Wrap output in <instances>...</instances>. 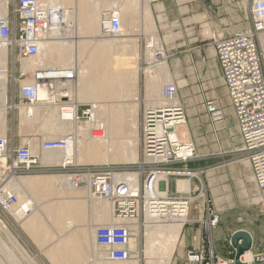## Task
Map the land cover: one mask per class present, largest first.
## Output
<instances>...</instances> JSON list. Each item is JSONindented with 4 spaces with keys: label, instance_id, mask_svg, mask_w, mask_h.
Here are the masks:
<instances>
[{
    "label": "built area",
    "instance_id": "1",
    "mask_svg": "<svg viewBox=\"0 0 264 264\" xmlns=\"http://www.w3.org/2000/svg\"><path fill=\"white\" fill-rule=\"evenodd\" d=\"M105 2L109 4L102 12L99 34L113 38L122 28L119 10L121 0ZM249 7L250 26L226 35L220 33L215 36L213 43L241 141L238 154L249 163L258 197L253 204L258 205L264 214V46L259 41L260 33L264 31V0H250ZM60 17V8L43 0H0V45L6 48L7 77L15 85L12 94L17 102L11 99L13 103L8 108L17 111L19 116L24 113L29 120L34 116L35 107L43 102L55 106L58 117L63 121L86 123L92 121L95 105L81 106L75 102L74 91L72 93L70 88L58 87L59 84L70 86L75 83L78 72L74 65L39 66L32 70H25L21 66V61L38 62L45 37L54 27L63 24ZM148 45L149 42L145 45V52ZM149 49L154 52L156 62L167 60L166 52L158 42L150 45ZM9 60L15 67L12 71L8 69ZM41 89L47 93L43 99L39 96ZM178 89L177 82H165L160 100L142 111L140 158L136 169L123 172H137L134 184H129L125 179H116L115 174L121 172L110 166L80 167L72 163L63 166L68 174L74 176L75 183L85 188L89 201L111 204L112 222L95 224L92 228L93 242L98 251L102 252L103 260L123 262L136 259L137 264H155L148 259L143 248L140 253L134 252L130 245L131 239L136 238L137 233L141 238L146 225L181 220L187 216L194 189L189 184L187 193L178 191L176 185L171 190L169 183L172 177H175L176 182L177 178H185L190 182L194 173L188 167V163L195 157L194 147L191 142L177 135L179 128L186 124L185 109L179 100ZM206 111L213 124L223 121L224 113L215 101L206 103ZM98 131L100 129H92L91 136ZM74 139L73 133L43 137L41 150H64L72 145ZM0 156L5 158V166L1 167L13 177L41 170V156L33 153L29 146L8 147L6 138H0ZM198 170L195 169V172ZM0 206L5 211L14 207L27 216L34 210L35 203L28 198L22 200L15 190L9 193L3 190ZM146 213L150 221L146 220ZM214 213H211L212 220L208 226L201 222L203 232L211 238L219 222ZM115 219L118 221L113 222ZM134 224H138L137 230ZM251 251L250 264H264V246L257 251H253L252 247ZM186 256L190 262L201 263L203 260L202 252L190 250ZM233 261L228 262L233 264Z\"/></svg>",
    "mask_w": 264,
    "mask_h": 264
},
{
    "label": "rangeland",
    "instance_id": "2",
    "mask_svg": "<svg viewBox=\"0 0 264 264\" xmlns=\"http://www.w3.org/2000/svg\"><path fill=\"white\" fill-rule=\"evenodd\" d=\"M90 1L91 0H86V2L88 3ZM144 1L145 0H133L132 5H134L132 7L129 6V10L134 13V22L130 25L125 23L122 26V31L124 35L126 34L128 37L131 38L137 37V41L134 43V45H132L131 50L115 51L114 48H111V57L107 60L106 65L104 63V67H109L110 72H116V76L118 75L116 81H114L110 86V90L112 91V93L110 92L103 97H101V95H98L96 96V98L91 99H78L74 96L75 102L81 104V106H89L90 104L92 105V103L94 102L97 104H99V102L110 104L111 112L114 116H116V120H120V122L122 121L121 124L129 122V111L131 110V106L134 105L135 102H137L136 137L138 139V145L136 160L129 161L127 158L121 156V152H117L115 154V158L111 161L78 162L75 159L71 158L72 161L75 162L72 163V165L80 167L110 166L114 169L116 168L120 170L119 172L121 173L130 172L136 169L137 167V163L139 161L141 153L139 141V125L141 123L142 111L146 106L150 104V102L160 100V90L161 85L163 84V82L160 81L158 91L149 95L147 94L146 82L147 78H151V76H148V74L146 73L148 67H146L147 64L145 61V45L148 40L151 39H153L152 41H154L155 43L158 42L159 45H162L167 55V60L165 62L166 65L168 64L169 60V51L174 48L172 46L173 37L170 41H168L167 38L164 37L166 35L171 34L169 27V33L165 30L162 31V29L159 28L161 27L159 18H162V16L159 15L160 10L157 11L151 9L154 22L150 27H147L146 25L144 26L143 22L145 21V19L141 14L142 3ZM158 1H153L151 3L149 1V6L153 8L154 4L158 3ZM230 1L235 4V7L238 10V15L240 17H243V22L247 24L246 27L240 29L248 28L250 26V0ZM66 7L68 10H70L71 8L72 10L70 11L75 10L73 4L66 5ZM107 7L108 6L102 7L101 12H103V10H105V8ZM99 18H97V24ZM97 33L94 34L95 36L98 35L96 37L89 35L90 38H88L89 36H84L83 34L80 35L78 39L90 40L92 37L93 40L110 39V37L100 36L99 28ZM220 33L221 32H209V34L207 33V38L213 41L215 36ZM261 33H264V31H262ZM259 41L264 42V39L260 40L259 36ZM73 50L76 54V60L73 61V65L75 67H78V65H82L83 62L88 60L89 53L91 52V44L84 45L81 48L73 47L72 52ZM13 66L14 64L12 63V61L10 62L9 60V71H12V68L13 70L15 69V67ZM0 69H3V71H0V73L2 74L4 72L7 76V64L5 65V68L0 66ZM124 72L126 73V76L124 75ZM6 79L7 81L9 80L8 84L6 82L5 85L8 100L7 104L5 105V128L4 131L0 133V138H6L8 147H11V145L29 146L33 153H36L41 156V161L44 165L42 166L41 164V170L35 173H30L29 175H20L21 177L25 179L35 178L38 180L42 178H51V180L49 181L48 185L44 187L42 186L31 189L30 187H27L26 194L24 191H22V193H20V190H18L17 192L15 191L17 194L20 195V198L22 200L28 198L30 200H33L36 204V210L31 211L29 214H27V216L24 215L23 211L21 210L17 213L14 212L16 208H14L12 212L10 210L5 211L0 206V221L5 224L8 232L18 241L19 244H21L20 246L24 250L23 254V252L19 251V249H17V247H15L14 244L11 242L10 237H8V233H4L5 231L0 228V264H95L96 261L93 262L92 255L89 254V251L90 253H92L93 249V235L90 234V228H92L91 225L94 224L111 223L110 219L104 220L97 216L98 214L96 213V204L98 203V201H89L85 195V188L74 191L67 189L64 190V187H60L55 184L53 185L52 181H54V183H57V181H59L58 177H61L60 175H67L69 172L63 167L58 166L62 164L44 161L43 155L49 152H44L41 150V139L43 137H58L72 131L53 135L54 133L51 134L50 132H48L47 128L39 129V123L42 120L40 119L41 117L38 115L37 117H35L37 119L34 118L32 121L27 120L25 118L22 120L21 114L19 116V113L17 111L8 108V106L12 102L10 101L11 99L14 103L17 102H15L14 100L15 97L13 99L12 94V88H15V85L10 82L9 77H6ZM170 81L176 82V80L173 79H171ZM194 86L195 84L193 83L192 140L188 137H183V135L181 136L180 133L182 140L188 142L192 141L191 143L195 150V157L192 159V170H194L193 175L195 176H192L190 184L192 186V190L196 186L198 190L196 189V192H192V195L197 197L190 202L189 206L193 207L195 209V212H199L200 214L203 213L204 216L205 212L203 210L209 207L210 204H207V202L208 200H210L212 207H209V209L215 211L214 214L217 215L218 219L222 218L227 227L231 226L232 228L233 226L245 228L251 231L256 241L264 242V214H262L261 209L258 205L253 204V202L256 201L255 199L257 197H255L253 201L254 197H252V195L254 193L255 187H253V184L251 182V174L249 173V169L244 166L245 164L243 163V161L235 162L240 159L238 158V150L240 149L241 145L236 143V141L238 140V131L235 125L233 113L230 109L231 107L230 105L227 106L228 111L226 113V111H224L225 108L217 104L224 113V119L220 124L214 126L213 122L209 117V114L206 111V103L208 101L216 102V100L213 99L204 101L206 99L204 96L203 97L205 99L202 100L201 94L197 92ZM221 87L223 89L221 88L220 90H222V92L224 93V97L226 98L224 85L222 84ZM208 91H211V89H208ZM93 120L97 122L95 117H93ZM100 130L101 131L99 133L95 134H102L103 136L104 129L101 128ZM120 130L114 131L116 134L114 133L112 135V138L115 139L117 142L115 144L117 147L116 149L121 148L120 140H127L130 136L128 133H124L122 130ZM74 143L75 140L73 144ZM2 160H4V157L0 159V166L2 165ZM195 169H200L203 171V173L198 174V172H195ZM20 176L13 177V175H10L7 170H5L4 168H0V191L2 189L12 191L11 187H8L9 180H11V178H20ZM62 179L63 177H61V180ZM178 179L180 180L185 178H177V180ZM58 183L59 185H62L63 181ZM169 183L170 189L173 190L177 183L175 177H172L169 180ZM158 190L162 191L161 188H159ZM23 215L25 217H23ZM86 218L90 219V224L86 223ZM91 219H93V224L90 222ZM186 220L187 222H189L188 217L186 218ZM88 225L90 226L88 227ZM183 227L184 226H182V228ZM220 230L221 229L219 228L214 231V243L215 248L218 249L217 251H221L222 246V243L218 240V236H220L219 234L221 233ZM60 231H63L65 233H62ZM142 233L143 235L141 236V244L146 256L149 258L150 261H152V263L161 264L163 262L162 253H158L157 251H155V253H153L154 256L153 254L146 253L145 228ZM153 235H157V232L154 231ZM159 236L160 239H157V242H160V240L163 239L164 233L163 235L160 234ZM98 262L99 264H110L108 263L110 261L107 260H98ZM112 263L121 264L123 262Z\"/></svg>",
    "mask_w": 264,
    "mask_h": 264
},
{
    "label": "bare ground",
    "instance_id": "3",
    "mask_svg": "<svg viewBox=\"0 0 264 264\" xmlns=\"http://www.w3.org/2000/svg\"><path fill=\"white\" fill-rule=\"evenodd\" d=\"M43 1H45L47 4H52L60 8L61 10L60 20L63 22V24H61L60 26L54 27L52 31L48 33V35L45 37L44 41L42 42V52H41L38 62L21 61L22 68H24L25 70H32L34 67H39V66H42V67L43 66H50V67L70 66L71 67L74 63L73 61L76 60V54L74 50L72 52V48L73 47L81 48L84 45L91 44V52L89 53L88 60L83 62L82 65L80 66L78 65V67L74 66L78 72V76H77L75 83L71 84L70 86H63L59 84L58 87L70 88L72 92L74 91L75 98L77 97L78 99L79 98L91 99V98H96V96L98 95H101V97H103V96H106V94L110 92L112 93V91L110 90V86L112 85L114 81H116V78H118V75L116 76L117 74L116 72H110L109 67H104V63L106 65L107 60L111 57V48H114L115 51L131 50L132 45H134V43L137 41V37L131 38V37H128L126 34L124 35L122 28H121L120 33L117 36L110 38V39L93 40L92 39L93 37H92L90 40H79L78 39L79 36L83 34L84 36L85 35L95 36L94 34L98 32V25L102 19L101 17L102 7L108 6L109 3L102 1V0H91L89 3L86 2V0H43ZM149 1L150 0H145L142 3V13H141L143 15V18L145 19L143 24L144 26L146 25L147 27H150L154 22L153 17H152V10H151L152 8L149 6ZM132 3H133V0H121V3L119 4L122 26L125 23L130 25L134 22V13L129 10V6L132 7L134 5V4L132 5ZM72 4L75 10L70 11L67 9L66 5H72ZM98 15L100 16V18ZM97 18H99L98 24H97ZM158 18H159V15H158ZM96 24H97V29H96ZM90 36L88 38H90ZM260 38L264 39V33L260 34ZM152 40L153 39L148 40L149 45L147 46V49L145 52V61L147 63L146 67H148L146 70V73L148 74V76H151V78H147V82H146V88H147L146 92L148 95L154 92L156 93V91H158V86L160 85V81H162L164 84L165 82H168L171 80L170 75L168 74L167 65L165 64L166 59L163 62H156L154 60V52H152V50L149 49L150 45L153 46L155 44V42ZM262 43L264 46V42ZM6 60H7L6 48L3 45H0V66L1 67L5 68ZM0 71H3V69H0ZM124 75L126 76L125 72H124ZM6 77L7 76L5 75L4 72L2 74L0 73V133H2L5 128V121H4L5 119L4 116L6 114L5 105L7 104V100H8V96H7L6 88H5V85L7 82ZM162 85H161V88H162ZM160 94H161V90H160ZM39 96L40 98L43 99L47 96V93L45 92V90L41 89L39 91ZM157 102L158 101L150 102L149 105H153V104L155 105ZM136 104L137 102H135V104L131 106V110L129 111L130 112V118L128 119L129 122L128 123L125 122L121 124L122 121L120 122V120H116L117 119L116 116H114L113 113L111 112L110 104H105L102 102H99V104L95 102L92 103V105H95L94 109L92 110V121L90 120L86 123H78V122H73V121L61 120L60 116L58 117L59 114L55 106L41 102L35 107L33 118L29 119L32 121L35 117H37V115L40 116L41 117L40 119L42 121L39 123V129L47 128L48 132H50L51 134L54 133L53 135L61 134V133L68 132V131L76 132V133L73 132V134L75 135V139H74L75 143L73 144L74 140L71 142L73 144V146L71 145L72 147L69 146L67 149H64L61 151H58V150L49 151V153H46L43 155L44 161L50 162V163L62 164L58 166L63 167L67 163H75L72 161V159H75L78 162L111 161L115 158L116 156L115 154L117 152H121L122 154L121 156L127 158L129 161H135L136 156H137V145H138L137 143L138 139L136 137V130H137ZM20 114H21L22 120L24 118L27 119L24 113H20ZM93 117H95L97 122L93 120ZM95 123L96 124L98 123L99 125L97 124L98 125L97 126ZM218 124L220 123H215L214 126ZM100 126L101 128L104 129V135L102 136V134H95V133H99L101 131L100 130L98 132H94V136H91L90 131L92 129H101ZM184 126L185 124L181 128H179V130L177 131V135L179 137L181 133L180 131L182 128H184ZM120 128L124 133H128L131 137L129 136V139L127 140H120L121 148L116 149L117 147L115 144L117 142L115 139L112 138L113 137L112 135L115 133L114 131L120 130ZM72 132H69V133H72ZM3 157L4 156H0V159ZM243 160H246V159H243ZM4 162H5V158L4 160H2L1 166H5ZM1 166L0 168H2ZM197 172L198 174L203 173L202 170H198ZM117 174L119 175L115 174L116 179H125L127 180L129 184H134L136 181V177L138 176L137 172L128 173V174H125V173H117ZM193 174L192 176H195ZM60 176L63 177V179L61 180V177H58L59 181H57V183H54V181H52L53 185L54 184L59 185L58 182L63 181V184L59 186L64 187V190L67 189V190L75 191V190L84 189L83 187L79 186V184L75 183L73 175L71 176L70 174H67V175H60ZM50 180L51 178H47V179L42 178L40 180L35 179V178L25 179L20 176V178H11V180H9L8 182V187H11L12 191L15 190L17 192L18 190H20V193L24 191L26 194L27 187H30V189L38 188L42 186L44 187L45 185H48ZM178 180H177L178 185L176 184L177 190L180 192L187 193L188 189L190 188L188 185V183L190 184V182H188L189 180L188 181H178ZM252 181H253V177H252ZM253 187H254V184H253ZM196 189L198 190L197 186L194 188L192 192H196L197 191ZM4 192L9 193L11 191L4 190ZM0 193H1L0 194L1 196L3 194V190H1ZM196 197L191 194L190 196L191 201H193ZM252 197H254L253 201L255 197H257L256 188L254 189V193ZM256 199H258V197ZM102 202L100 201V203L97 205L98 206L96 210V213L98 214L97 216L99 218L102 217V219L104 220L110 219V222H112V217L110 218L111 204L107 203L108 207H103ZM208 202L207 204H210L209 207L211 208L212 206H211L210 200H208ZM209 207H207L205 211V215L201 219V222L206 224V226H208L210 224V220H212L210 219V216L213 211L209 209ZM13 209L14 207H11L9 210L13 212ZM189 209H190V206H188L187 216L182 218L181 220L168 221L160 225L155 223V224H149L145 226L146 233L149 235V237H147L148 240L146 244V253L153 254L155 253V251L162 253L163 262L161 264L170 263L173 252L178 243L179 233H180L182 224L187 223L186 218L188 217ZM35 210L36 209L34 208L33 211ZM14 212L17 213L18 211L14 210ZM145 218L147 221H150L149 219H151L147 213L145 215ZM117 221L118 219L113 220V222H117ZM90 222L93 224V219H91ZM134 227L137 230L138 224H134ZM0 228L3 231H5L4 233H8L9 235L8 237H10L11 242L14 244V246L17 247V249H19V251H22L24 254V250L20 246L21 244H19L18 241L8 232L7 227L2 221H0ZM154 231L157 232V237H160L159 236L160 234L163 235L165 231L167 233L164 234V237L161 236L163 237V239L160 240V242H157V237L156 238L152 237L154 236L153 235ZM138 234L139 233H137L136 238L131 239V244H130L135 253H137V248H138ZM207 237H208V243H209L210 254H211V252H213L212 239L209 234ZM0 240H1V237H0ZM252 247H253V243H252ZM92 248H93L92 253H90L89 251V254L92 255L93 262L96 261V263H99L98 260H103L102 252L98 251V249L96 248L93 242V239H92ZM141 248L142 247L140 245V251H141ZM202 255H203V252H202ZM251 257H252V251L251 250L245 251L240 257V260L242 262H245L246 264H250ZM133 262H136L137 264L136 259L135 260L133 259L131 261H123V263L121 264H132ZM109 263L111 264L112 262H109ZM216 264H229V262L228 261L221 262V260L217 258Z\"/></svg>",
    "mask_w": 264,
    "mask_h": 264
},
{
    "label": "crops",
    "instance_id": "4",
    "mask_svg": "<svg viewBox=\"0 0 264 264\" xmlns=\"http://www.w3.org/2000/svg\"><path fill=\"white\" fill-rule=\"evenodd\" d=\"M153 1L158 0H150V3ZM152 9L157 11L162 10V13L159 14L162 16V18H160L161 20L159 19L161 24V27L159 28H161L162 31L165 30L168 32L169 27L172 35L169 34L164 37L167 38L168 41L172 40L173 37L172 46L174 48L169 51L170 55L167 68L170 78L176 80L178 84V97L185 109L186 124L184 128L181 129V136L183 135V137H188L192 140L193 83L195 84L194 88L201 94L202 100L205 98L206 99L204 101L213 99L216 100V103L219 106L225 108L224 111H226V113L228 111L227 106L229 105L226 90L224 89L226 98L224 97L222 90H220L223 84L221 70L215 54L214 43L207 38V33L221 32L223 35H226L235 30L246 27L247 24L243 22V17L238 15V10L235 7V4L230 0H160L158 3L154 4ZM166 18V22L168 23H165ZM208 89H211V91H208ZM231 112L233 113L232 109ZM237 139L236 143L241 144L238 134ZM238 158L240 159L235 162L243 161L245 164L244 166L249 169V173L251 174L248 162L243 160L240 154H238ZM188 167L192 169V160L188 163ZM182 180L188 181L185 179H180L179 181ZM251 182H253L252 176ZM99 203L100 201H98L96 205ZM102 203L103 207H108L107 202ZM96 208H98V206ZM194 210L195 209L193 207H190L188 213L189 222H187L183 228L181 227L182 230H180L179 240L173 252L170 264H201L188 262L186 259L187 252L190 250L196 253L203 252V230L201 226L203 213L200 214ZM89 220V218H86L87 224H90ZM89 226L90 225H88V227ZM91 227L93 228V225H91ZM92 228H90L91 235H93ZM219 228L221 229V233L219 234L220 236H218V240L222 243L221 251H217L218 249L215 248L214 243V231ZM240 229L250 232L253 239V251L263 248L264 242L256 241L251 231L241 227H227L222 218H220L219 223L212 232L211 239L213 251L216 253L217 258H219L221 262L229 261L234 258V249L230 245V237L233 232ZM60 232L65 233L63 231ZM164 234H166V232H164ZM147 237H149V235L145 233V245L147 244ZM152 237L156 238L157 235ZM157 239L160 238L157 237ZM140 245L142 247L138 234L139 249L137 248V253H140ZM132 264H135V262Z\"/></svg>",
    "mask_w": 264,
    "mask_h": 264
},
{
    "label": "water",
    "instance_id": "5",
    "mask_svg": "<svg viewBox=\"0 0 264 264\" xmlns=\"http://www.w3.org/2000/svg\"><path fill=\"white\" fill-rule=\"evenodd\" d=\"M203 240V260L201 264H216L217 255L213 251L210 254V247L208 243V237L205 232L202 234ZM253 239L250 233L244 229L233 232L230 237V245L234 249L233 264H246L240 260V257L245 251H249L252 248Z\"/></svg>",
    "mask_w": 264,
    "mask_h": 264
}]
</instances>
